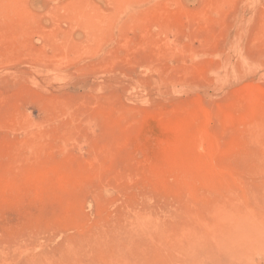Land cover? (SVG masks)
Returning <instances> with one entry per match:
<instances>
[{"label": "rangeland", "instance_id": "374dc122", "mask_svg": "<svg viewBox=\"0 0 264 264\" xmlns=\"http://www.w3.org/2000/svg\"><path fill=\"white\" fill-rule=\"evenodd\" d=\"M0 264H264V0H0Z\"/></svg>", "mask_w": 264, "mask_h": 264}]
</instances>
